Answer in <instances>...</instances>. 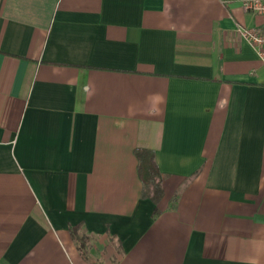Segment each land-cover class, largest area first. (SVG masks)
Here are the masks:
<instances>
[{
	"label": "crops",
	"instance_id": "0c3cea01",
	"mask_svg": "<svg viewBox=\"0 0 264 264\" xmlns=\"http://www.w3.org/2000/svg\"><path fill=\"white\" fill-rule=\"evenodd\" d=\"M239 27L264 15L0 0V264H264V62Z\"/></svg>",
	"mask_w": 264,
	"mask_h": 264
},
{
	"label": "trees",
	"instance_id": "16d2710c",
	"mask_svg": "<svg viewBox=\"0 0 264 264\" xmlns=\"http://www.w3.org/2000/svg\"><path fill=\"white\" fill-rule=\"evenodd\" d=\"M134 154L138 160V176L145 187V192L151 191L152 194L149 196L153 203L157 201L162 196V190L160 188V177L157 165L154 160V153L145 148H136ZM145 196V195H144ZM176 199V194L173 196L172 201ZM158 209L155 207L154 214L157 213Z\"/></svg>",
	"mask_w": 264,
	"mask_h": 264
},
{
	"label": "built area",
	"instance_id": "2783aa9c",
	"mask_svg": "<svg viewBox=\"0 0 264 264\" xmlns=\"http://www.w3.org/2000/svg\"><path fill=\"white\" fill-rule=\"evenodd\" d=\"M241 8L246 13L264 15V0H240ZM238 31L242 38L248 41L264 62V32L239 27Z\"/></svg>",
	"mask_w": 264,
	"mask_h": 264
}]
</instances>
